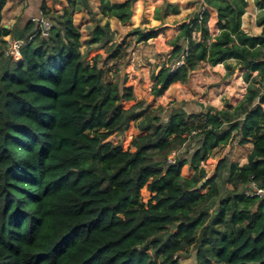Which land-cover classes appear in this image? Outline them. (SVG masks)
<instances>
[{"label":"trees","instance_id":"obj_1","mask_svg":"<svg viewBox=\"0 0 264 264\" xmlns=\"http://www.w3.org/2000/svg\"><path fill=\"white\" fill-rule=\"evenodd\" d=\"M67 1L57 14L44 1L43 14L56 22L44 36L30 21L18 34L17 61L6 53L11 31L2 26L7 0H0V264H180L191 248L196 264H264V197L248 194L264 187V11L257 35L242 26L248 0H200L181 23L172 55L155 63V94L206 64L232 70L235 59L246 68L242 101L201 103L193 113L182 104L125 108L133 88L86 60L73 18L81 0ZM255 2L264 10V0ZM100 9L131 19L130 0H100ZM179 12L165 0L155 18ZM128 35L147 41L158 31L135 27ZM113 37L109 21L98 23L88 43ZM133 121L144 133L124 149ZM237 139L254 143L248 161L225 155L207 177L202 162ZM186 164L195 169L191 177L182 174ZM219 182L234 187L222 194ZM143 188L152 192L147 202Z\"/></svg>","mask_w":264,"mask_h":264},{"label":"rangeland","instance_id":"obj_2","mask_svg":"<svg viewBox=\"0 0 264 264\" xmlns=\"http://www.w3.org/2000/svg\"><path fill=\"white\" fill-rule=\"evenodd\" d=\"M164 1L135 0L132 6L133 13L138 6L141 8L139 13L140 21L137 24L134 23L133 13L131 19L126 22L121 21L117 17L105 15L101 12L100 0H86V3L81 0L73 15L75 24L82 31L81 50L88 52L86 60L91 64L97 63L99 67L105 69V78L107 80L112 81L118 76L122 88L124 86L133 88L135 98L123 100V106L125 108H129L133 104H142L143 106L154 108L164 106L166 111L173 105L182 104L188 112L195 113L201 108V103L224 108L227 104L236 103V101L244 97L248 87V83L244 79L246 68H242L236 60L228 61L232 66V70H228L224 63L219 67L206 64L194 70L186 83H174L161 94L153 92L156 82L153 79V74L158 73L161 68V66H158L155 72L153 70L158 57L161 56L163 61L169 59L174 48L172 41L180 33L181 23L185 20L190 21L194 12L200 7V0H169L179 3L181 12L175 15L169 14L161 21L155 18V9L161 6ZM51 12L57 14L63 13V10L62 12H57L51 9ZM107 21H109L114 32L113 40L105 45L100 43L89 44L88 40L90 39L92 28L98 23L104 24ZM135 27H141L146 30L154 28L158 31V35L147 41H138L137 35H128ZM119 46L121 47L120 55L114 57V50ZM164 119H167V117L165 116ZM143 133L135 126L133 121L124 133L123 148L131 147L133 138ZM238 141L237 139L227 146L217 148L208 159L202 162V166L207 170V177L214 174L218 160L225 155L229 156L231 161L239 163H243L246 160L245 158L249 153L247 145H240ZM184 150L182 149L181 152ZM185 154V156L188 155V153ZM177 155L178 151H174L170 154V159L173 160ZM194 173L195 169L189 164L183 167L182 174L184 176L191 177ZM227 176L228 174L226 173L224 179H227ZM219 185L222 194L227 189L234 187L228 182H219ZM208 188L206 187L202 191L206 192ZM151 196V191L147 188L142 189L144 201L147 202ZM196 252V249L191 248L189 251L180 253L178 257L179 263L196 264Z\"/></svg>","mask_w":264,"mask_h":264},{"label":"crops","instance_id":"obj_3","mask_svg":"<svg viewBox=\"0 0 264 264\" xmlns=\"http://www.w3.org/2000/svg\"><path fill=\"white\" fill-rule=\"evenodd\" d=\"M44 1H45L46 6L50 10L52 9L57 12H62V10H64L66 7L69 6V3L67 0H61V1L57 0L59 2H57L56 0H7L2 10V26L11 31L9 35L5 36V39L8 41V44L12 40L19 39L18 34L20 32H23V29L27 26V24L30 21H32L31 18L33 16H38L43 13ZM113 2H124V1L116 0ZM262 11L264 10L259 9V7L256 5L255 0H248V5L246 7V13L242 17V26L250 34L257 35L262 32L263 30L262 26H259L257 23L258 16L262 13ZM214 17L215 16H213V20H214ZM232 60H235V59H232ZM222 65L223 63H219L215 66L219 67ZM254 74L256 75L257 73H254ZM243 98L244 97L240 98L238 101H236V103H229V104L237 105L240 101L243 100ZM245 145H247L249 153H248V156H246L245 158L246 160L243 161V163H239L240 165L248 161L249 154L252 152L253 147H254L253 142H249Z\"/></svg>","mask_w":264,"mask_h":264},{"label":"built area","instance_id":"obj_4","mask_svg":"<svg viewBox=\"0 0 264 264\" xmlns=\"http://www.w3.org/2000/svg\"><path fill=\"white\" fill-rule=\"evenodd\" d=\"M31 20L37 25V31H41L44 36L49 35L50 31L52 30L54 26V21L48 17H45L43 13L38 16H33ZM23 44H24V41L21 39L10 41L7 46L6 53L9 55H12L17 61H21L22 60L21 48ZM248 194L249 195H259L261 197H264V187L257 188Z\"/></svg>","mask_w":264,"mask_h":264},{"label":"water","instance_id":"obj_5","mask_svg":"<svg viewBox=\"0 0 264 264\" xmlns=\"http://www.w3.org/2000/svg\"><path fill=\"white\" fill-rule=\"evenodd\" d=\"M83 1L86 3V0H83ZM130 1L132 3V6H133L135 0H130ZM132 13H133V10L131 9V12H130L131 16H132Z\"/></svg>","mask_w":264,"mask_h":264}]
</instances>
